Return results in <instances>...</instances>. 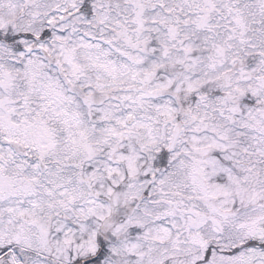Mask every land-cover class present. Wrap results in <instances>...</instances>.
Masks as SVG:
<instances>
[{
    "label": "snow or ice",
    "instance_id": "snow-or-ice-1",
    "mask_svg": "<svg viewBox=\"0 0 264 264\" xmlns=\"http://www.w3.org/2000/svg\"><path fill=\"white\" fill-rule=\"evenodd\" d=\"M0 264H264V0H0Z\"/></svg>",
    "mask_w": 264,
    "mask_h": 264
}]
</instances>
